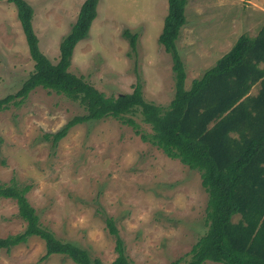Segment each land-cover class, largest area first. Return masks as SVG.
<instances>
[{
    "label": "rangeland",
    "instance_id": "rangeland-1",
    "mask_svg": "<svg viewBox=\"0 0 264 264\" xmlns=\"http://www.w3.org/2000/svg\"><path fill=\"white\" fill-rule=\"evenodd\" d=\"M24 1L33 9L39 49L55 64L59 44L85 0ZM186 2V23L176 47L189 88L237 36L255 34L264 21V0ZM167 8V0H98L89 34L76 44L68 71L106 97L131 93L138 82L146 102L167 106L174 95L172 62L157 41ZM124 31L137 35L134 52ZM33 65L16 7L1 0L0 99L21 88ZM85 113L77 102L42 88L1 111L0 186H28L26 198L40 223L102 263L116 257L105 224L110 217L133 264H174L178 259L184 264L206 230L207 194L199 174L111 117L73 126L56 145L44 139ZM131 118L139 132L151 133L138 113ZM24 227L15 202L0 198V238ZM44 253L43 241L32 237L10 251L0 249V264H74L60 255L42 261Z\"/></svg>",
    "mask_w": 264,
    "mask_h": 264
},
{
    "label": "trees",
    "instance_id": "trees-1",
    "mask_svg": "<svg viewBox=\"0 0 264 264\" xmlns=\"http://www.w3.org/2000/svg\"><path fill=\"white\" fill-rule=\"evenodd\" d=\"M1 1V0H0ZM16 7L33 72L14 94L0 99V112L19 106L37 88L54 91L77 102L86 112L75 116L44 139L56 145L75 125L111 117L132 127L169 158L196 171L207 194L205 232L197 239L184 264H264V21L254 36L240 34L215 64L185 87L186 72L176 47L186 23V0H167L158 43L171 58L174 95L163 107L146 102L140 83L131 93L106 97L82 77L68 71L76 44L87 38L96 17L98 0H85L75 22L59 44V57L53 64L39 49L32 28L33 9L24 0H6ZM132 52L136 34L124 31ZM256 94H251L253 87ZM138 113L151 133L139 132L131 118ZM28 186H0V198L15 202L24 222L20 233L0 238V249L10 251L37 237L45 253L68 258L74 264H133L125 255L124 243L113 220L105 219L114 237L116 257L109 263L91 258L85 249L57 239L40 223L29 204ZM238 220L233 222V217ZM178 259L174 264H178Z\"/></svg>",
    "mask_w": 264,
    "mask_h": 264
},
{
    "label": "crops",
    "instance_id": "crops-1",
    "mask_svg": "<svg viewBox=\"0 0 264 264\" xmlns=\"http://www.w3.org/2000/svg\"><path fill=\"white\" fill-rule=\"evenodd\" d=\"M261 9V8H260ZM259 17V16H258ZM263 23V22H262ZM258 25V24H257ZM262 24L260 23V25H258L255 29L258 31V29L260 28V26H261ZM255 26V25H254ZM257 31L255 32V34L257 33ZM254 33L253 34H251V36H254L255 35ZM250 36V35H249ZM228 50V49H227ZM226 50V51H227ZM225 51V52H226Z\"/></svg>",
    "mask_w": 264,
    "mask_h": 264
}]
</instances>
